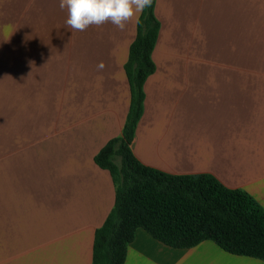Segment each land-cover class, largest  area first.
<instances>
[{
    "label": "crops",
    "instance_id": "crops-1",
    "mask_svg": "<svg viewBox=\"0 0 264 264\" xmlns=\"http://www.w3.org/2000/svg\"><path fill=\"white\" fill-rule=\"evenodd\" d=\"M160 28L131 145L264 209V0H155ZM59 0H0V264H91L115 188L94 156L122 133L137 21L73 31ZM103 61L105 68L98 71ZM124 264H264L138 228Z\"/></svg>",
    "mask_w": 264,
    "mask_h": 264
},
{
    "label": "trees",
    "instance_id": "trees-1",
    "mask_svg": "<svg viewBox=\"0 0 264 264\" xmlns=\"http://www.w3.org/2000/svg\"><path fill=\"white\" fill-rule=\"evenodd\" d=\"M152 5L139 15L124 71L130 105L120 136L94 156L112 178L114 205L95 230L91 264H124L136 229L176 249L212 241L224 252L264 262V209L245 191L210 174H169L142 164L131 145L143 112L144 82L155 70L159 22Z\"/></svg>",
    "mask_w": 264,
    "mask_h": 264
},
{
    "label": "clouds",
    "instance_id": "clouds-1",
    "mask_svg": "<svg viewBox=\"0 0 264 264\" xmlns=\"http://www.w3.org/2000/svg\"><path fill=\"white\" fill-rule=\"evenodd\" d=\"M151 5L152 0H59V7L67 10V27L81 32L107 23L123 31L129 22H138L139 15ZM104 68L100 61L98 71Z\"/></svg>",
    "mask_w": 264,
    "mask_h": 264
}]
</instances>
